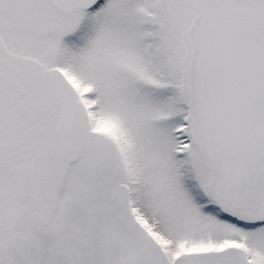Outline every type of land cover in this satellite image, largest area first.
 <instances>
[{
	"label": "snow or ice",
	"instance_id": "6c2138e0",
	"mask_svg": "<svg viewBox=\"0 0 264 264\" xmlns=\"http://www.w3.org/2000/svg\"><path fill=\"white\" fill-rule=\"evenodd\" d=\"M0 264H264V0H0Z\"/></svg>",
	"mask_w": 264,
	"mask_h": 264
}]
</instances>
